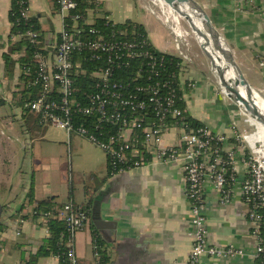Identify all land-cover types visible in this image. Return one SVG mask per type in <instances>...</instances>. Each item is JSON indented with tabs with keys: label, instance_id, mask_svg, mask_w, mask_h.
Here are the masks:
<instances>
[{
	"label": "crops",
	"instance_id": "crops-1",
	"mask_svg": "<svg viewBox=\"0 0 264 264\" xmlns=\"http://www.w3.org/2000/svg\"><path fill=\"white\" fill-rule=\"evenodd\" d=\"M87 1L95 5L85 12L90 23L98 17L114 23L132 20L144 26L149 40L157 48L175 53L173 36L167 25L144 4L141 12L133 0ZM199 1L230 46L253 93L264 97V0ZM10 3L11 0H0V98L5 102L0 106L1 264H24L43 245L48 237L47 223L41 215L33 216L30 211L37 202L44 200L59 206L72 201L88 209L86 225L75 237L77 264H96L94 238H98L99 259L104 254L107 264H188L191 248L189 202L177 163H154L110 176L105 153L89 140L67 131L66 138L64 133L53 138L48 130L51 124H39L35 115L23 116L22 106L17 105L23 83L21 70L17 62L11 75L4 68L3 54L14 42L9 38ZM28 6L31 15L38 18L43 35L58 33L62 19L53 0H29ZM134 13H138L140 21L131 18ZM187 42L190 54L181 49L186 57L181 56L183 69L177 81L183 109L214 132L228 133L232 128H242L246 121L241 109L233 99L221 94L207 75L206 59L190 39ZM17 57L13 55V59ZM189 81L194 83L193 87L187 86ZM174 137L176 132L171 129L164 136V142H171ZM35 140L37 145H34ZM17 144L18 153L14 148ZM46 144L52 146L53 152L58 148L60 154L51 155L39 168H33L31 160L25 163V149L30 151L34 147V155L40 159ZM64 151V168L70 184L60 182L57 185L54 177L58 179L63 172L60 160ZM85 153L90 155L85 156ZM73 156L76 165L86 167L83 176L86 179L77 185L71 180ZM83 161L86 164H82ZM46 171L51 172L50 181H45ZM29 191L32 201L27 199ZM204 214L209 244L232 245L243 254L233 257L204 255L199 264H258L253 255L254 239L247 206L238 188H234L230 203L221 204L217 191L207 185ZM18 251L23 252L24 258L12 260V253ZM52 255L39 259H44V264H58Z\"/></svg>",
	"mask_w": 264,
	"mask_h": 264
},
{
	"label": "built area",
	"instance_id": "built-area-1",
	"mask_svg": "<svg viewBox=\"0 0 264 264\" xmlns=\"http://www.w3.org/2000/svg\"><path fill=\"white\" fill-rule=\"evenodd\" d=\"M17 3L20 17L29 21V1ZM55 3L62 25L49 44L33 27L10 36L12 41L25 38L33 48L34 69H23L25 77L32 76L27 85L29 93L34 92L33 98L24 103L25 110L35 115L39 124L78 134L103 150L110 176L154 163H177L189 202L188 264H199L204 255L243 254L232 245L209 244L204 214L207 185L217 191L221 204L230 203L234 188H238L247 206L253 255L258 264H264V136L247 138L235 128L220 133L207 126L190 127L179 104L181 62L176 64L177 70L167 66L165 54L171 53L161 51L147 35L128 38L124 31H116L107 23L102 28L94 26L75 12V0ZM160 12L173 36L172 54L186 57L181 50L184 35L177 21L165 10ZM24 54L23 49L18 56ZM187 86L194 83L189 81ZM245 120L254 127L255 135L257 130L249 116ZM171 129L176 137L165 143L164 136ZM30 213L36 214L33 209ZM41 216L46 223L49 218L63 223L59 239L63 251L53 253L54 259L58 264H77L75 237L86 225L88 209L66 201L55 212L47 210ZM93 248L96 264H100L97 238Z\"/></svg>",
	"mask_w": 264,
	"mask_h": 264
},
{
	"label": "trees",
	"instance_id": "trees-1",
	"mask_svg": "<svg viewBox=\"0 0 264 264\" xmlns=\"http://www.w3.org/2000/svg\"><path fill=\"white\" fill-rule=\"evenodd\" d=\"M29 1V0H28ZM54 1V7H56L55 0ZM77 3L75 12H78L82 14L84 17H86V9L92 8L95 5L93 3H89L87 0H75ZM8 21L10 23V31H9V38L11 34H14L16 32H22L28 27H33L35 30L39 31L41 34V40H44V35L40 31L38 18L36 16H32L29 21H24L19 14V5L17 3V0H11L10 8L8 11ZM68 22H70L69 19H67ZM104 23H107L109 27H113L116 31H124L126 33V37L132 38L137 36V34L140 35H147L146 29L144 26L140 23L134 22L132 20H125L123 22H117L114 23L112 21H108L105 17H98L96 18L92 24L96 27H103ZM105 30H108L105 29ZM24 49L25 54L18 56L16 59H13V55H18L21 50ZM33 53V48L28 44L27 40L25 38H20L17 41L10 43V48L7 53L3 54L4 59V68L5 72L9 75L13 73L15 62H17V65L19 66L21 70V81L22 88L19 91V101L17 102V105L22 106L21 109L24 112L23 116H30L33 117L34 115L32 113H28L25 108L23 107L24 103L26 101H29L34 96V92L29 93L30 89L28 87V79L32 78L25 77L23 73V69L25 67H30L31 69H34V63L31 60V56ZM165 60L167 66H169L173 70L175 69V66L177 63L182 62L181 58L174 55V54H165ZM88 64H84V67H86ZM91 65H88L90 67ZM79 81L83 82L84 78L79 77ZM182 101H179V104L182 108L183 105L181 103ZM5 104V102L0 98V106ZM33 115V116H32ZM185 121L188 123L190 127H198V126H204L199 121L192 118L190 115H188L185 111ZM39 123V122H38ZM27 199L29 201H32V194L31 191L27 193ZM61 205H55L50 203L49 200L39 201L35 204V207L33 210L36 212V215H42L47 210H52L55 212L57 208H60ZM264 212V211H263ZM33 215V216H34ZM47 228H48V237L44 240L43 245H41L35 255L30 256V258L24 262V264H36L37 260L41 257H46L53 253H61L63 251L62 246L59 244L60 234L63 231V223L55 218H49L47 220ZM3 229L2 223L0 222V231ZM98 242V238H97ZM99 254L100 251H99ZM100 264H107L106 263V257L104 254H102L100 258ZM59 264H66L63 261H60Z\"/></svg>",
	"mask_w": 264,
	"mask_h": 264
},
{
	"label": "rangeland",
	"instance_id": "rangeland-1",
	"mask_svg": "<svg viewBox=\"0 0 264 264\" xmlns=\"http://www.w3.org/2000/svg\"><path fill=\"white\" fill-rule=\"evenodd\" d=\"M197 1L200 3L199 0H197ZM133 2L135 3V5H137L139 7V10L141 12H142V9H140V7L143 8L144 5L149 9V11H150V9H152L154 11L153 12V15L156 16L160 21H162L163 24L165 23V16H163L161 14V12H160V9H162V7H161V3L159 1H157V0H133ZM114 6L116 8V5H114ZM167 15L169 16L168 13H167ZM170 15L173 16L172 14H170ZM131 18H133L134 20L140 21V17L138 15V13H134L131 16ZM113 19L114 20H118L119 18L118 17H113ZM175 20L177 21L178 27L180 28L181 32L184 35L183 40L181 41V45H182L181 49H183L184 53H186L187 55H189L190 54V52H189L190 48H188L187 39H190L193 42V44L195 45L196 49L200 53H202V55L206 59L205 61L207 63V66L206 67H207V75H208V77L209 78L210 77L212 78V80L214 81V84L217 85V87H218L219 91L221 92V94H224L223 93V88L221 87V85H219V83H217V77L215 76L214 72L212 71L213 70V67H212L210 58L207 57V55L205 54V52L202 50L201 45H199L198 41L196 40L195 33L192 31V29L189 26L187 20L184 17H182V16H179ZM243 116H244L245 119H247V117H248L246 114L243 115ZM249 120L251 121V124L255 126V128L257 130L256 131L257 133L254 135V132H255L254 127L249 124V121H246L245 120L246 121L245 126H243L242 128H239L237 130V132L239 133V135L245 136L247 138L248 137H252V136H255V137L257 136L259 138L260 134L261 135H264V126L261 123H259L258 121L254 120V119H250L249 118ZM48 130H49V132H51L50 134H51V136L53 138H59V137H61L63 135V133L65 134V138H66V132H65V130H62L60 127H56V126H53L52 125V126H49ZM76 136L77 137H81V139L83 138V139L87 140L86 138H84L82 136H79V135H76ZM255 137H253V138H255ZM253 138H249V139H253ZM64 141H66V139ZM36 143H37V140L34 141V145H37ZM40 143H43V141L40 142ZM39 145L42 146L43 144L42 145L39 144ZM14 148L17 151V153H18V150L20 151V149H18L19 148V145L18 144L15 145ZM50 149H52V146H48V144L44 145V150L42 152V155H40V159H38L37 157H35V155H34V152H35L34 147L31 149L32 151L31 150L29 151L28 149H25V151H24V154H25V163H27V162H29L31 160L32 163H33L32 167L33 168H39V165H40L41 162H43V161L48 162L47 161L48 160V157H50L51 155L58 156L60 154V151H59L58 148L54 149V152L51 151ZM100 153L102 154V151L101 150H100ZM64 154H66L65 151H64V153H61L62 159L60 160L61 161L60 162V166H61V170L63 172L59 174L58 179L54 177L55 182L57 183V185L60 182H65L67 184H70L67 181L68 180V172L64 168V164L66 163ZM88 155H90V153H85V156H88ZM84 161H86V158L85 157H84ZM84 161H83L82 164H86ZM55 165L57 166V164H55ZM85 169H86V167H80V166L76 165V161H74V156H73L72 172H71V176L72 177H71V180H73V184L74 185H77L78 183L83 182L86 179V177H83V176H85L84 175V173L86 172ZM27 170H28V167H26V170L25 171H27ZM45 173L48 175V176L45 177V181H50L52 179L51 172L50 171H46ZM63 174H64V178L65 179H63ZM76 193H77V191H75V194L74 195H75V198L77 199V194ZM7 256H8V254H7ZM16 257L24 258L23 252H19V251L18 252H13L12 255H11V259L13 260ZM44 262H45L44 259L43 260L42 259H39L38 264H44ZM0 264H1V261H0Z\"/></svg>",
	"mask_w": 264,
	"mask_h": 264
},
{
	"label": "water",
	"instance_id": "water-1",
	"mask_svg": "<svg viewBox=\"0 0 264 264\" xmlns=\"http://www.w3.org/2000/svg\"><path fill=\"white\" fill-rule=\"evenodd\" d=\"M167 4H169L175 11H177L182 17H184L191 29L198 33L200 36L204 38V35L201 31L195 29L193 19L188 15L186 9L193 11L196 14V17L201 19V23L203 28L205 29V33L210 38V44L215 51H217L222 58L224 64L228 67L230 66L234 72V76L232 80L225 79L224 73L219 72L217 77V82L221 87H223V93L233 99L237 106L249 117L254 118L256 121L261 123L264 126V112L259 108V106L255 102L254 93L249 85L248 81L243 75V72L236 62L234 55L230 46L226 43L223 36L219 33L215 25L213 24L209 14L204 9V7L197 0H163ZM52 38V34L48 35L44 34V40L46 44L50 43ZM202 50L205 52L207 57L210 58V55L207 53L205 47L201 45ZM48 50H51V46H48ZM212 67H215V64L210 59ZM2 211V205L0 204V214Z\"/></svg>",
	"mask_w": 264,
	"mask_h": 264
},
{
	"label": "bare ground",
	"instance_id": "bare-ground-1",
	"mask_svg": "<svg viewBox=\"0 0 264 264\" xmlns=\"http://www.w3.org/2000/svg\"><path fill=\"white\" fill-rule=\"evenodd\" d=\"M157 1H159L161 3L162 9L165 10L169 14V17H172L173 20H175L176 18L181 16L177 11H175L169 4H167L163 0H157ZM184 9H185L184 11H186L188 13V15L190 17H192L195 29L201 31L203 33V35H204V38H203L198 33H195L192 30L195 33V38L198 41L199 45H202L203 47H205L207 53L210 55V59L215 64V67L212 70L214 72L215 76H218L219 72L222 71L225 74L224 75L225 79L232 80V77L234 76V72H233L232 68L230 66L227 67L224 64V62L222 61L221 55L217 51H215L214 48L212 47V44H210V42H209L210 38L205 33V29L203 28V25L201 23V19L197 18L196 14L193 11H190V10H188L186 8H184ZM170 14H172L173 16H171ZM254 98H255L256 104L264 112V97H261L258 94V95H255ZM249 118L250 119H254L252 117H249ZM262 136H264V135L260 134L259 138H261ZM256 138H258V137L256 136Z\"/></svg>",
	"mask_w": 264,
	"mask_h": 264
}]
</instances>
